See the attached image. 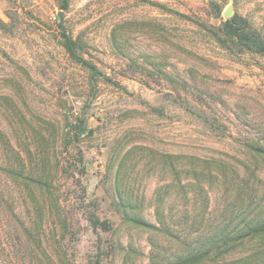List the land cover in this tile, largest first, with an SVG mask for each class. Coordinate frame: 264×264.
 Returning a JSON list of instances; mask_svg holds the SVG:
<instances>
[{
  "label": "rangeland",
  "instance_id": "374dc122",
  "mask_svg": "<svg viewBox=\"0 0 264 264\" xmlns=\"http://www.w3.org/2000/svg\"><path fill=\"white\" fill-rule=\"evenodd\" d=\"M235 14L264 36V0H0V149L53 178L60 206L1 182L36 226L1 231L0 264H169L178 236L264 220V56L224 34ZM242 243L227 262L264 264V235Z\"/></svg>",
  "mask_w": 264,
  "mask_h": 264
},
{
  "label": "trees",
  "instance_id": "16d2710c",
  "mask_svg": "<svg viewBox=\"0 0 264 264\" xmlns=\"http://www.w3.org/2000/svg\"><path fill=\"white\" fill-rule=\"evenodd\" d=\"M64 7L65 9L67 8L66 5H64ZM220 13L221 10H219V14ZM59 26L63 28L61 23H59ZM222 31L246 50L254 51L257 54L264 56V36L260 31L253 28L246 18L239 14H235L231 19L224 22ZM62 37L64 48L69 55L78 64L88 69L93 76H95L98 73L97 67L78 54V42L64 31L62 32ZM77 128L81 129V126ZM1 153L4 154L6 160L0 157V168H2L3 171V173L0 174V183L4 182V184L6 183L7 185V182H9L8 180L10 179V182L14 183L15 187L17 186L19 188H21V186L26 188H29L31 185H34L35 187L39 186L43 194L48 197L44 200L45 207L57 209L60 207L54 191L53 178H49L47 175L45 177H40V179L37 180L33 179V170L29 169L30 167L24 161L22 153L17 151L14 147H3L0 149V154ZM27 171L30 173L27 174ZM2 176H4V178ZM15 187H13V189H15ZM3 192L4 191L0 189V255H3L4 251H6L4 239L1 235L2 230L8 228L10 225L15 226L19 224L21 229H24L30 234L32 228H34L33 226H36V221H22L18 211H16L19 201H17V198L13 195H6ZM36 201L37 200L35 199V202ZM37 207L42 210L44 209L43 205L38 201ZM123 218L135 225L156 229L155 225L146 223V221L140 217L124 214ZM43 220L44 219L41 218L37 223L42 226ZM89 222L94 229L110 230L111 228L107 221L100 220V218L94 214L90 215ZM165 225L163 219V221H161V226L164 227ZM259 235H264V220L252 227L250 226L246 232L244 231V234H235L234 232H231L230 234H222L208 243L200 244L198 246L188 245L187 243L182 242L178 236L176 239L179 244V253L174 256V259L169 262V264H207L209 260L214 261V264H256V261H253L254 259H239L227 262L225 257L235 251L238 247L242 246V241L247 238H255ZM94 264H101L100 259L95 261Z\"/></svg>",
  "mask_w": 264,
  "mask_h": 264
}]
</instances>
